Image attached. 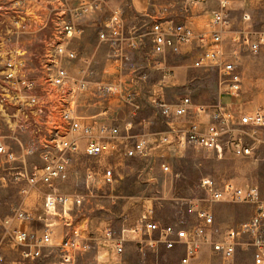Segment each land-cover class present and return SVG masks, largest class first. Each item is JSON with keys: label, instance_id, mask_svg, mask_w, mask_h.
Here are the masks:
<instances>
[{"label": "built area", "instance_id": "obj_1", "mask_svg": "<svg viewBox=\"0 0 264 264\" xmlns=\"http://www.w3.org/2000/svg\"><path fill=\"white\" fill-rule=\"evenodd\" d=\"M211 1L218 9L204 12L206 24L199 29L194 13ZM229 3L159 4L147 35L154 57L195 51L193 68L218 70L222 96L230 101L205 106L189 96L177 103L156 98L154 107L168 130L134 135L133 123L117 124L108 117L107 107L99 116L84 115L81 109L90 95L103 104L123 98L139 109L133 103L135 93L113 82L93 83L85 68L73 69L90 62L75 47L84 34L81 22L85 18L108 14L100 22L98 38L112 48L114 57L110 58L116 64L124 59V48L139 46L137 36L127 30L122 10L105 12L106 0H0V169L22 161L6 142L4 130L32 133L34 148L24 155L37 154V163L16 175L26 183L21 194L41 199L39 208L21 206L12 216L0 217V264H100L103 258L124 257L128 243L141 255L181 251V264L199 261L205 252L211 264H237L240 254L249 255L252 264H264V197L258 186L206 178L200 183L205 197L186 200L183 215L169 223L156 220L152 206L136 224L123 225L119 231L108 224L94 228L80 217L95 187L116 181V161L144 159L153 146L202 148L220 158L226 152L238 158L254 155L257 134L264 130V111L236 106L243 93L240 54L242 50L259 54L264 34L232 31ZM177 6L181 17L174 10ZM38 34L43 38L37 55L22 41ZM81 159L109 162L98 171L88 168V194L65 192L62 187ZM162 168L169 171L166 164ZM217 204L249 206L253 214L247 221L228 226L217 220L212 207ZM6 240L10 249L4 245Z\"/></svg>", "mask_w": 264, "mask_h": 264}, {"label": "rangeland", "instance_id": "obj_2", "mask_svg": "<svg viewBox=\"0 0 264 264\" xmlns=\"http://www.w3.org/2000/svg\"><path fill=\"white\" fill-rule=\"evenodd\" d=\"M108 6L104 10L121 9L131 36H137L139 46L130 50L124 48V59L115 63L114 51L108 45L99 43V25L106 15L85 18L81 25L84 29L82 38L75 47L81 58L89 60V65L77 64L75 72L82 68L88 71V79L93 83L113 82L123 86L126 92L135 93L133 103L123 98H115L109 102L97 103L98 97L92 95L97 108L107 107L108 117L118 119L127 124L132 122V134L160 133L168 130L166 121L154 107L153 100L164 99L167 103H177L179 99L189 96L195 104L213 106L221 100L229 102L222 96L220 75L216 69L193 68V54L170 55L166 58L154 57L151 54V41L147 35L159 4L168 2L179 3L182 0H106ZM212 10L218 9L211 4ZM229 15L231 30H249L264 34V0H230ZM210 9V8H209ZM179 17V6L175 9ZM203 12V11H202ZM199 12L198 14H202ZM248 15L250 19L244 21ZM207 19H203L206 24ZM203 23L199 28L205 27ZM43 35L23 40L34 53L40 52ZM230 40L229 37L227 41ZM230 42V41H229ZM231 51V48L228 50ZM241 74L243 76V93L236 103L237 107L248 110L264 111V48L259 54L242 50ZM122 58V57H121ZM162 64V65H161ZM122 67H118V66ZM161 68V69H158ZM94 87V86H91ZM137 108V107H136ZM6 142L17 153L22 161L8 164L0 169V217L12 216L13 211L21 206L39 208V195L26 198L21 191L26 183L18 179L16 173L37 163V154L26 156L28 149L34 148L32 133L19 134L4 130ZM256 150L253 156L238 158L226 152L223 157L205 149L188 147L185 149L174 146H153L151 155L144 159L119 160L117 163L116 181L112 185H99L93 190L90 204L80 214L81 219L88 220L94 228L111 225L119 231L123 225L133 226L148 206H152L155 219L169 223L180 218L186 210V200L204 198L200 183L206 178L220 182L232 181L246 187L258 186L264 197V130L257 134ZM38 137H36V140ZM109 161L94 162L81 159L72 173L71 178L63 185L65 192L78 190L88 194L85 175L88 168L98 171ZM169 171L163 170V165ZM219 222L235 226L247 221L253 214L249 206L213 205ZM39 211H36V213ZM3 233L0 230V239ZM10 249L8 240L4 242ZM11 255V253L9 254ZM17 259V256H8ZM182 252H149L141 255L136 252L134 244H127V252L122 258H103L100 264H181ZM192 264H210L209 253L205 252L199 261ZM237 264H252L247 254H240Z\"/></svg>", "mask_w": 264, "mask_h": 264}, {"label": "crops", "instance_id": "obj_3", "mask_svg": "<svg viewBox=\"0 0 264 264\" xmlns=\"http://www.w3.org/2000/svg\"><path fill=\"white\" fill-rule=\"evenodd\" d=\"M213 3L217 4L216 2L211 1L207 5L202 6L198 11H196L194 13V20H195L197 26H199L198 24H200V23H203V25L205 24V22L203 21V19H205V16H203L201 14H198V13L203 11L202 14H204V12L206 10L207 11H212L211 4H213ZM217 7H218V4H217ZM202 28H204V27H202ZM202 28H199V29H202ZM99 43H101V42L99 41ZM101 44H104V43H101ZM105 45H108V44H105ZM95 102L96 101H94L93 98H89V97L85 98V100H83V102H82V109H81L82 113L84 115H88V116H99L101 114V112H102V108H97ZM109 112L110 111H108V114H109ZM113 120H116V123L121 125V126L125 125L123 122H120L118 119H113ZM209 257H210V255H209ZM210 264H211V262H210Z\"/></svg>", "mask_w": 264, "mask_h": 264}]
</instances>
